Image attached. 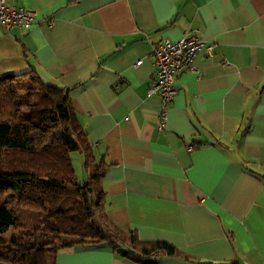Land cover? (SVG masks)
Instances as JSON below:
<instances>
[{
  "label": "crops",
  "instance_id": "crops-1",
  "mask_svg": "<svg viewBox=\"0 0 264 264\" xmlns=\"http://www.w3.org/2000/svg\"><path fill=\"white\" fill-rule=\"evenodd\" d=\"M8 1L35 24L0 27V74L32 69L68 90L104 162L94 225L173 247L155 264H264V0ZM188 31L211 55L176 74L159 128L150 49ZM54 264L143 263L101 245L64 249Z\"/></svg>",
  "mask_w": 264,
  "mask_h": 264
},
{
  "label": "trees",
  "instance_id": "trees-1",
  "mask_svg": "<svg viewBox=\"0 0 264 264\" xmlns=\"http://www.w3.org/2000/svg\"><path fill=\"white\" fill-rule=\"evenodd\" d=\"M72 153L87 172L80 184ZM103 165V157L95 162L87 148L68 90L42 83L32 69L0 74V264H54L64 249L101 245L136 263L155 264L158 252L172 256L169 244L92 223L104 198ZM20 210L36 214L35 229L19 225Z\"/></svg>",
  "mask_w": 264,
  "mask_h": 264
},
{
  "label": "built area",
  "instance_id": "built-area-1",
  "mask_svg": "<svg viewBox=\"0 0 264 264\" xmlns=\"http://www.w3.org/2000/svg\"><path fill=\"white\" fill-rule=\"evenodd\" d=\"M34 24L35 13L32 10L0 0V27L3 30L19 28L26 31ZM46 25L50 26V22ZM211 48V44L202 41L195 31L182 34L176 41L162 40L151 47L150 57L154 69L146 93L156 94L159 99L161 108L159 128L163 124L165 111L174 95L172 84L176 74L180 71H193L194 58L198 54L210 56Z\"/></svg>",
  "mask_w": 264,
  "mask_h": 264
},
{
  "label": "rangeland",
  "instance_id": "rangeland-1",
  "mask_svg": "<svg viewBox=\"0 0 264 264\" xmlns=\"http://www.w3.org/2000/svg\"><path fill=\"white\" fill-rule=\"evenodd\" d=\"M70 158H71V165H72V168L74 170V174H75V178H76V175L79 176L80 172L81 171L83 172V166H82L83 165V159L80 162L79 155L76 153H72L70 155ZM83 180H84V178L79 179L77 181V183L80 184V183H82ZM16 217H17L16 219H17L19 225L23 226L24 227L23 229H25V230L31 231L38 226L39 220L36 217L35 213L28 212L26 210H20L16 213ZM92 223H93V219H92ZM20 231H23V230L20 229ZM9 235H10V232L8 231L3 237L8 238Z\"/></svg>",
  "mask_w": 264,
  "mask_h": 264
}]
</instances>
